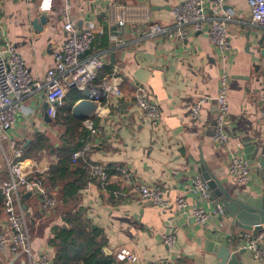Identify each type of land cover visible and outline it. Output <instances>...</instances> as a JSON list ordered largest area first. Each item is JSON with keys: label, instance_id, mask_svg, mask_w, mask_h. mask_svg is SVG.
Here are the masks:
<instances>
[{"label": "crops", "instance_id": "obj_1", "mask_svg": "<svg viewBox=\"0 0 264 264\" xmlns=\"http://www.w3.org/2000/svg\"><path fill=\"white\" fill-rule=\"evenodd\" d=\"M41 1L0 0V29L23 58L32 79L42 82L45 72L54 65L53 54L64 39L62 24L66 19L78 28L92 29L95 37L88 53L105 54L108 64L100 75L112 72L111 64L117 67L122 95L113 97L112 105H98L95 115L89 118L100 132L90 134L91 139L86 142L90 144L87 160L125 166L133 171L137 182L162 187L172 204L161 209L130 192L115 200L96 183L87 190L83 185L73 200L67 204L58 202L52 212L40 210L35 195L24 196L22 210L28 220L33 253L44 254L52 261L57 251L51 242L54 230L67 227L66 219L74 220L76 214L87 227L96 230V239L104 243L102 250L106 255L116 259V253L123 249L133 254L130 263L116 259L123 264H161L164 259L171 264H217L216 253L221 245L231 243L233 250H239L237 231L242 229L241 224L218 210V197L210 194L209 200L198 199L192 193V177L200 175L192 168L194 163L189 155L198 159L201 154L208 172L231 194L251 191L252 196H257L264 188L255 170L251 169L245 185H237L227 169L232 154L243 157L253 167L258 155H264V28L251 24L246 0H227L219 10L207 7L211 18L223 12L232 15L227 21L229 46L224 49L209 40V23L199 31L187 26L184 38L149 35L152 23L171 28L172 8L183 0H51L46 10L40 9ZM121 12L125 23L117 26ZM41 14L47 20L41 29H34L32 21ZM103 34L107 36L104 47L98 42ZM112 35L122 43L115 44ZM223 72L229 75L224 122L228 142L219 146L212 134L218 113L214 98ZM137 84L147 87L150 97L159 104L157 121H151L134 103ZM77 93L73 104L82 95ZM201 98L206 102L199 110V118L193 119L190 108ZM66 102L65 98L63 105ZM46 109L44 90L35 88L23 99L7 135L21 147L37 134L47 136L53 145L59 146L60 141H52L59 135L55 118L46 120ZM58 127L63 128L62 138L64 127ZM247 143L253 144L247 148ZM255 143L261 147L254 149ZM2 150L10 155L5 140L0 143V183L8 177ZM25 159V168L40 173L57 163L59 156L45 148L35 158ZM260 171L264 172V168ZM111 184H119L118 179L111 178ZM62 185L58 182L50 192L57 193ZM131 187L124 189L129 191ZM177 197L186 201L184 212L174 205ZM195 206L209 212L205 224L196 223L190 216ZM169 232L175 237L170 246L164 242ZM240 257L242 264H264L253 259L248 251ZM9 263L27 264L16 255L0 254V264Z\"/></svg>", "mask_w": 264, "mask_h": 264}, {"label": "built area", "instance_id": "obj_2", "mask_svg": "<svg viewBox=\"0 0 264 264\" xmlns=\"http://www.w3.org/2000/svg\"><path fill=\"white\" fill-rule=\"evenodd\" d=\"M227 0H183L172 8L173 25L171 28L160 27L157 24L149 26V35L166 34L184 38L188 30L199 31L205 23H209L208 37L220 49L229 46L227 21L231 19L229 12H223L219 17L208 16L207 7L221 9ZM51 0H42L40 9L46 10L51 6ZM250 9V21L255 27L264 28V0H246ZM124 12L116 19V25H124ZM64 39L59 48L54 51V65L49 68L42 82L33 80L28 67L14 45L6 38L4 31L0 29V143L7 141L10 155L4 153V164L8 171V177L0 183V193L3 196V218L0 219V254L9 253L21 257L27 264H52L44 254L35 255L30 246V233L28 220L22 210L20 195L30 193L39 199L40 210L44 212L54 211L57 205L56 196L46 187L43 177L35 176L37 173L33 168L24 167L27 159L24 157L23 148L18 142L7 135L15 123L17 113L21 108L23 99L29 96L35 88L44 90V99L47 102L46 112L49 117L55 118L58 109L63 105L70 88H76L83 97V91L88 88L89 96L98 105H112L113 97H120L121 77L117 76V67L112 65V72L100 75L108 61L105 54L88 53L93 43L95 33L92 29L78 28L70 19L62 24ZM115 44H121L122 40L112 35ZM229 75L223 72L218 92L214 98L217 106V117L215 119L212 139L215 144L225 146L228 142V134L225 130L226 113L228 111L227 80ZM134 103L139 110L151 121L155 122L160 116V107L150 97L147 87L137 84L134 90ZM206 102L205 98L198 99L191 106V118H199V110ZM262 116H264V92H262ZM82 126L94 136L100 130L94 126L93 119L82 120ZM90 147L86 143L81 149L72 154V162L79 159L87 160L86 154ZM88 178L84 183L87 190L92 183L106 190L115 200L125 198L127 194L136 193L140 198L149 201L152 205L166 209L170 208L166 191L159 185L139 183L135 180L132 170L120 164L89 163L87 165ZM228 173L237 185H245L251 175V164L243 157L232 154L228 165ZM48 168L40 174L46 173ZM111 171V172H110ZM116 177L119 181L117 187L108 190L111 178ZM132 186L125 191V186ZM192 193L198 199L208 200L210 198L209 188L205 180L199 176L192 177ZM178 211L184 212L186 201L183 197H177L174 201ZM221 212V208L218 206ZM194 221L200 225L205 224L209 218V212L203 207H193L191 214ZM238 249L248 251L253 259L264 262V227L259 230L240 229L237 231ZM174 235L169 232L164 242L168 246L173 245ZM117 260H126L129 263L134 260L129 250H121L116 253ZM161 264H171L169 260H161Z\"/></svg>", "mask_w": 264, "mask_h": 264}, {"label": "trees", "instance_id": "obj_3", "mask_svg": "<svg viewBox=\"0 0 264 264\" xmlns=\"http://www.w3.org/2000/svg\"><path fill=\"white\" fill-rule=\"evenodd\" d=\"M106 37L104 34L100 36L98 42L102 47L107 46ZM77 92L73 88L69 89L67 102L58 109L57 119L55 117L54 122L63 126L65 130L59 146L53 145L47 136L37 134L25 147H22L23 158H35L45 148L58 153L57 163L51 165L46 173H36L35 176L43 177L46 187L51 192L58 182H63L61 188L54 194L57 203L60 204H67L73 200L89 176L88 160L79 159L77 162L71 160L72 154L91 139L90 133L82 127V120L74 118L70 113L72 102L79 96ZM115 187L117 184H109L107 188L111 191ZM20 197L22 200L24 195L21 194ZM1 214H3V196L0 193ZM76 215L74 220L66 219L67 227L59 226L54 230L51 242L57 247V251L52 264H123L103 252L104 243L96 239L98 236L96 230L87 227L80 220V215Z\"/></svg>", "mask_w": 264, "mask_h": 264}, {"label": "water", "instance_id": "obj_4", "mask_svg": "<svg viewBox=\"0 0 264 264\" xmlns=\"http://www.w3.org/2000/svg\"><path fill=\"white\" fill-rule=\"evenodd\" d=\"M46 20L47 17L43 14L35 17L32 21L33 28L41 29V25L45 23ZM261 54L264 55V48L261 49ZM234 77H241V75H234ZM97 107V102L90 98L89 90L86 88L83 91V97L78 99L71 106L70 110L73 117L84 120L93 117L96 113ZM44 117L46 120H49L47 112L44 113ZM95 141L97 142L98 140ZM28 142L29 139L26 140V143ZM251 144L253 143H247L245 146L249 148L252 146ZM260 147L261 145L258 143L254 144V149H259ZM189 158L194 163L192 168L196 169L199 172L200 177L206 181L209 188V194L219 198V200L216 201V204L221 208L226 217L237 220L241 224L240 228L242 229H252L255 231L264 227V188L257 196H252L251 191H236L231 194L210 171L208 172L209 168L205 165L201 154L198 159H194L191 155H189ZM245 158L248 157L245 156ZM256 162L257 165H254V167L252 165L251 169L256 171L264 184V172H259V168H264V155H258ZM29 195V192L24 194V196ZM245 251L246 250L244 249L233 250L231 243L221 245L216 253L217 264H242L240 261V255Z\"/></svg>", "mask_w": 264, "mask_h": 264}, {"label": "rangeland", "instance_id": "obj_5", "mask_svg": "<svg viewBox=\"0 0 264 264\" xmlns=\"http://www.w3.org/2000/svg\"><path fill=\"white\" fill-rule=\"evenodd\" d=\"M55 123V122H54ZM56 126V130L59 131V135L55 136V138L52 140L53 142L57 140V142L61 141L60 139V134L62 133L63 131V128L62 127H58V124L55 123ZM52 143V142H51Z\"/></svg>", "mask_w": 264, "mask_h": 264}]
</instances>
